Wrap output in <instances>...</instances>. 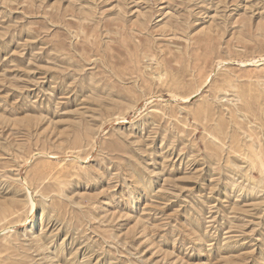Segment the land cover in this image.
<instances>
[{
  "label": "rangeland",
  "instance_id": "374dc122",
  "mask_svg": "<svg viewBox=\"0 0 264 264\" xmlns=\"http://www.w3.org/2000/svg\"><path fill=\"white\" fill-rule=\"evenodd\" d=\"M0 264H264V0H0Z\"/></svg>",
  "mask_w": 264,
  "mask_h": 264
}]
</instances>
